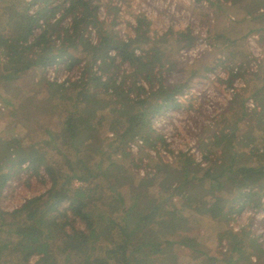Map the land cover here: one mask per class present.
<instances>
[{"label": "trees", "instance_id": "obj_1", "mask_svg": "<svg viewBox=\"0 0 264 264\" xmlns=\"http://www.w3.org/2000/svg\"><path fill=\"white\" fill-rule=\"evenodd\" d=\"M251 1L241 18L229 17L235 20L232 23L243 24L239 39L244 42L251 34L264 39V0ZM91 2L63 0L48 9V0H0V87L9 89L15 83L20 92L13 101L0 95V118L11 110L16 119L15 123H0V189L13 167L18 165L21 170L24 162L35 175L42 170L43 182L48 183L42 194L19 209L0 207V264H172L167 262V257L173 256L169 249L180 244L190 249L191 264H235L243 257H238L233 246L246 237L261 253L254 262L264 264V249L250 237V230L234 231L226 226L235 208L263 205L264 162L251 163L249 159L263 160L264 156L258 152L260 146L256 150L248 146L250 130L236 125L230 133L219 130L210 134L211 142L198 141L203 149L201 163L182 151L174 155V162L151 156L146 148L165 144L152 125L153 119L176 105V95L186 88L166 78L152 84L145 81L146 75L142 79L146 87L137 85V77L136 85L125 91L117 76L105 78V46L116 50L120 62L133 66L134 73L144 70V63L133 53L140 44H135V38L123 42L106 31L97 45L89 42L84 32L99 21L97 5ZM33 5L36 9L31 13ZM60 9L61 16L51 22ZM67 15L70 22L62 24ZM213 29L209 38L217 45L222 41ZM83 53L92 56L83 72L85 79L82 75L63 86L51 80L41 83V78L29 75L25 85H17L20 77L33 70L41 72L56 58L67 55L77 64ZM97 58L102 59V75L89 72ZM240 69L241 64L234 71ZM237 76L245 87L233 101L238 99L233 112L241 118L264 112V70L250 77L240 72ZM248 99L255 103L250 111L245 104ZM48 114L53 115L48 118ZM137 139L142 140L139 154L153 161L154 171L146 175L119 162L121 155L132 157L131 143ZM64 200L90 234L74 225L66 229L59 216L57 221H40L44 209L51 211ZM214 217L226 222L229 239L224 250L217 249L212 255L205 244L189 235L187 224Z\"/></svg>", "mask_w": 264, "mask_h": 264}, {"label": "rangeland", "instance_id": "obj_2", "mask_svg": "<svg viewBox=\"0 0 264 264\" xmlns=\"http://www.w3.org/2000/svg\"><path fill=\"white\" fill-rule=\"evenodd\" d=\"M61 1L63 0H48L46 7L48 9L52 8ZM141 1L96 0L97 5H103V18L102 15H98L96 12V18L99 21L95 26L99 31L100 38L97 34L99 42L106 31L111 32V34L113 33L116 38L118 37V33L121 34V32H124L122 36L126 38H131L130 36H132L136 39L135 44H141L137 46L141 48L143 53L140 58L142 63H144V70L141 69L139 73H134V67L129 65V63L120 62L119 59L115 58L112 61V58L103 57L106 63L103 68L105 78L117 76L118 80L123 82L122 89H125V91L136 85L137 77L138 82H141L146 75H149V77H145V81H152V84L159 82L158 78H166L169 81L184 84L186 88L182 94L178 93L176 95L177 104H174L175 106L172 105L153 119L152 125L157 133L163 137L166 145H163L161 142L157 143L151 150L153 154L151 153L150 155L166 162H174V155L176 156L178 152H187L189 147L191 149L193 146H196L198 152L197 158L201 155L203 161V149L201 147L202 145L198 144V141L202 140L206 142L209 140L211 142L213 139L208 137L213 132L223 130V133H230L236 125H239L246 130H250L249 137L251 141H249L248 146H253L254 150L260 146L258 152L262 153L260 156H264V138H261V136H264V123L262 122V124L258 125L259 120L264 121V112L261 114L254 112L241 118L240 113H234L232 109L237 104L235 102L238 101L237 99L233 102L236 95L239 92L241 93L245 87L244 85L241 86L242 79L240 76H237L238 73L240 72V74H245L246 77H250L252 73L259 74L264 70V64L262 63L264 58L258 60L251 53L248 54L247 39L245 42L239 39L243 31V24L231 22L237 18H241V15L253 2L251 0H217L222 2V4L215 6L214 1L216 0H206L205 4L189 3L187 0H170V4L168 5L173 4L174 7V11L171 14L166 4L161 2V0H149L148 4L150 6H152V3L157 2L165 8L161 7L157 9V15L155 16H146L148 18L146 19L149 21L148 23L145 19H141L143 13L138 11V8H141ZM61 13L62 10L56 11L54 17L56 15L60 17ZM231 16L235 20L230 19L229 17ZM168 23L170 24L169 26H167ZM196 23L207 26L209 35L211 29L214 28V33L220 35L219 40L222 42H218L217 45L212 43L209 48L200 51L196 59L192 61L177 57L176 55L182 45H192L190 44L193 40L190 29ZM182 24H187V27L190 29L182 28ZM116 26L118 28L117 30L115 29ZM174 28L176 29L174 30ZM53 35H56V33H53ZM226 39L229 40L222 44L225 42L223 40ZM232 40L235 41L234 44H230ZM186 42L188 43L186 44ZM108 48L110 47L105 46L103 53ZM66 57L68 56L66 55L63 58L65 59ZM72 60L70 57V60L66 61L67 69L65 71L61 67L54 69L53 66H46L39 73L33 70L23 75L17 81V85H25L29 80V75L32 78L34 76L35 79L41 78V83H46L47 80H50L52 71L56 74V77L70 75V78H73L76 75L75 72L80 70L84 64L86 66L88 65L89 60H92V56L83 53L80 63L75 65ZM164 60L166 61L164 62ZM211 62L214 63L213 67L210 66ZM152 63L153 66L151 67ZM240 64L242 69L235 71L236 74L232 75L231 71L234 70H231V67ZM148 67H151L150 70H148ZM100 69L102 72L101 67ZM206 75H209V77L207 78ZM208 83L209 85L206 86ZM14 84L12 83L9 89L0 87V95L4 94L5 97L11 98L9 100H12L13 96H20V92L17 91L18 87H14ZM230 88L234 89L233 93H230ZM1 109H4V106ZM19 112L20 108H18V111L16 109L15 113L17 114ZM6 115L7 117L0 118V123H5L7 120H10L11 123L16 122V119L11 114V110ZM52 115L48 114L47 117L49 118ZM216 118H219V120ZM239 118H241L240 121L236 123ZM215 121H217L215 123L216 126L212 127ZM108 133L111 135L110 132ZM43 134L42 132L39 135L42 136ZM235 139L237 141L240 139L238 133ZM217 152L219 153L220 150H217ZM132 153V157L129 158L121 155L119 162L126 163L133 171L140 174L146 175L147 171H154V168H151L153 161L148 155L143 153L139 154V150L136 149ZM251 157L249 159L251 163L253 161L255 163L264 162V158L262 160L253 156ZM17 166L15 165L11 170L12 175L9 179H6L4 187L0 192V207L3 210H11L20 206L25 199L28 201L32 197L42 194L48 187V183L43 182L45 180L42 177L45 178V175L42 170L36 175L32 171L33 169L21 173ZM76 184L75 182L74 185ZM249 205L251 206V204ZM67 206L68 202L64 200L51 211L44 209L39 214L40 221L51 222L53 219L57 221L58 218L56 217L59 216L60 222L66 224H63L66 229L74 225L87 235L90 234L84 223L70 213ZM230 207H228L227 212ZM247 209L246 206L243 209L235 208L231 211L229 215L230 220L229 222L227 221L228 225H226L225 221L219 220L216 217L206 218L202 222L196 221L191 226L187 224L188 233L195 240H198L199 243L205 244L211 254L215 255L219 249L224 250L226 248V246L225 248L223 246V244L227 243L226 240L229 239V231L226 230V226L230 227L232 225V227L238 228L241 223L247 224L249 221V218L246 217ZM191 218L192 216H190ZM254 224H256V229L254 228ZM244 228L252 232L250 237L258 234V240H261V245L264 246V222L256 221L252 217L247 227ZM250 239L246 237L245 239H241L242 243L237 242L234 244L233 248L238 253V257H243L241 261H237L235 264H254L256 255L258 257L261 254ZM169 253L173 256L169 255L167 262L172 264H191L194 261L190 255V249L185 248L181 244L175 246L172 251L170 248ZM216 256L218 257V255ZM244 257H247L250 263Z\"/></svg>", "mask_w": 264, "mask_h": 264}, {"label": "built area", "instance_id": "obj_3", "mask_svg": "<svg viewBox=\"0 0 264 264\" xmlns=\"http://www.w3.org/2000/svg\"><path fill=\"white\" fill-rule=\"evenodd\" d=\"M27 1H30V0H27ZM148 1L149 0H142L140 2L141 8H138L139 9L138 11L139 12L141 11L143 13V14L139 13V14L143 15V16H141L142 17L141 19H143V20L145 19L149 23V21L147 20L148 19L147 17H152V16L157 15V9H159L161 7H163V8H165V7L162 4H159L157 2L152 3V6H150L148 4ZM187 1L189 3H198V4H205V2H206V0H202L200 2H197L195 0H187ZM161 2H164L166 4V7H167L168 11L172 14L173 11H174V7H173V4L172 5H168V4H170V0H161ZM91 3H92V5H95V6L97 5L96 0H92ZM35 9H36V5L31 6L30 7V12L34 13ZM60 10H62V9H60ZM96 12L98 13V15H102V18H103V5L98 4L97 7H96L95 14H96ZM176 15L178 16L177 13H176ZM69 16L70 15H67L62 20V24L70 22L71 16L70 17ZM57 18H59V16L56 15L54 18L51 19V22H53ZM169 25L170 24L168 23L167 26H169ZM181 26H182V28L190 29L189 27H187L188 26L187 24H182ZM115 29L116 30L118 29L117 26L115 27ZM175 29L176 28H174V30ZM190 31L192 33L191 36H193L192 45H190V46H186L185 45V46L181 47L179 49V51H178L176 56L179 57V58H182L184 60L188 59L189 61H192L193 59H196V56H197V54L200 51H204L206 48H209L211 46L212 42H210L209 29H207V26L199 25V24L196 23L194 26H191ZM182 33H187V32H182ZM97 34L99 35V31H98V29L96 28L95 25H88L87 28H86V31L84 32V36L89 40V42L92 45H97L99 43V40L97 38ZM122 34H124V32H121V34L118 33V38L121 41H123V42H129L131 39H134L132 36H130L131 38H126V37L122 36ZM99 38H100V35H99ZM246 45H247V48H248V54L251 53V55H253V57L255 56L254 58H257L258 60H261V59L264 58V39H260L259 36L256 35V34H251V35H249L247 37ZM133 53H134V55L136 57H141L142 54H143L142 51H141V48L138 47V46H136L133 49ZM105 55H106L105 57L112 58V59L115 58V59H119L120 60V57H119L117 51L112 49V48L106 49L105 50ZM69 60H70V57L69 58L66 57L65 59L64 58H56L55 61L52 64L47 65V67L53 66L54 69H58V67H61L62 70L65 71V69H67L66 61H69ZM101 61H102L101 58H97L92 63V65L90 66L89 72H94L95 74L102 75V72H101V69H100V66H99L101 64ZM125 63H127V62H125ZM86 68H88V67L84 64L82 66V68H80V70L75 72L76 75L73 78H70V75L62 76V77H60V76L56 77V74L52 71V76H51L50 80L58 82L60 84H63V86H67L70 82L80 79L82 77V75H83L84 69H86ZM232 69L235 70V67L232 68ZM231 73L233 75V73H235V71H231ZM209 75H206V77L208 78ZM85 78H86V73L83 75V79H85ZM241 81H240L241 84H242L241 86H243V85L245 86V84H243L244 83L243 80H241ZM137 85H142V86L146 87V85L144 84L143 80H141V82H138ZM208 85H209V83L206 86H208ZM187 90H185V92H187ZM229 91H230V93L231 92L233 93L234 89L230 88ZM245 104L248 105L247 108L250 109V110L255 107V103H254V101L252 99H248ZM139 145H142V140L141 139H137L134 143H131L132 151L134 149L138 150V146ZM145 150L149 151L150 154L152 153V151H151L152 149L146 148ZM187 153L192 155L193 158L195 157L194 160L196 162L200 163L202 161L201 155L199 156V158H197L198 152L196 150V146H193L191 149L189 147L187 149ZM27 167H28V163L27 162L22 163L20 165L21 170H19V172L25 173L27 171H31L30 169L27 170ZM1 189H0V192H1ZM25 201H26V199L20 204V206L23 205L25 203ZM261 201H262L263 205L260 208H252V207H248L247 206L248 209L246 211V217L249 218L248 219L249 221H250V219L252 217H254L256 221L259 220L260 222H264V196L261 198ZM20 206H17V207H15L13 209H17ZM245 207H243V208H245ZM13 209H11V210H13ZM249 221L247 222V224L241 223L238 228L232 227V225H230V227H232V229L234 231H240L244 227H247V225L249 224ZM254 228L255 229L257 228L256 224H254ZM254 237L256 238V241L259 243V245L264 249V246L261 245L262 241L258 240V234H255ZM223 246H224V244H223Z\"/></svg>", "mask_w": 264, "mask_h": 264}]
</instances>
